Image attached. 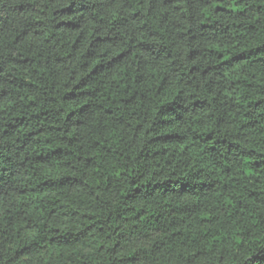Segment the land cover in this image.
I'll return each mask as SVG.
<instances>
[{
    "label": "clouds",
    "instance_id": "1",
    "mask_svg": "<svg viewBox=\"0 0 264 264\" xmlns=\"http://www.w3.org/2000/svg\"><path fill=\"white\" fill-rule=\"evenodd\" d=\"M216 3L0 0V264H264V0Z\"/></svg>",
    "mask_w": 264,
    "mask_h": 264
},
{
    "label": "trees",
    "instance_id": "2",
    "mask_svg": "<svg viewBox=\"0 0 264 264\" xmlns=\"http://www.w3.org/2000/svg\"><path fill=\"white\" fill-rule=\"evenodd\" d=\"M215 8H216V12L217 13H227L229 11H231V9H228L224 3V0H217V3L215 5ZM212 18V15L210 14L208 16V19H211ZM219 24V21H214V23L212 25H205V27H209L210 30L212 31H215L216 30V25ZM209 51H216V52H219L220 51V45L217 43V46L215 49H210ZM225 64L228 63V60H225L224 61ZM37 67H39V63H37ZM35 70V69H34ZM242 81L240 80H236V81H233V87H235L237 84H241ZM109 99H113V97H109ZM128 99L127 96H124L122 95L120 97V103L123 104L126 102V100ZM113 102L115 103V100H113ZM199 103V101L197 102ZM109 112H111V110H109ZM39 116L42 117V120H43V123L45 124L46 127L48 128H55L56 127V122L55 121H51L48 119L47 117V113L46 112H42L40 114H38ZM15 120H22V119H26L24 117H20V116H17V117H14ZM10 126L11 127H15V125H11V122H10ZM37 133H43V129H37ZM37 133H29V135H36ZM37 143H39L37 141ZM99 143V142H97ZM40 155H43V153H41ZM83 159H92L91 157H83ZM43 161L40 160V156H37L35 160H32L30 163L28 161L25 162V164L21 165V168L24 169V168H27V167H30L32 165H35L37 163H42ZM261 165H264V161H255V166L254 167H250L249 170H248V175L251 177L253 175V173H255L256 171H258L260 168H261ZM5 171H7V169H5ZM16 173L13 172L12 175H15ZM262 175H264V172L261 173ZM5 179L4 177H0V180H3ZM256 181H257V185H259L260 181H259V177H255ZM47 183V182H45ZM217 183H220V181H218ZM235 185H225V189L227 190L229 187H233ZM49 189L47 188H43L41 187V185H36L35 188H23L20 190V195H25L27 193H30L31 194V197H32V201H33V205H34V208H33V211L35 212V214L37 216H39L41 213L45 214V215H50L51 213L49 212H45V206L42 204V203H37V201H41L43 198H44V194L45 192H48ZM248 191V196H249V199H252V198H256L258 196V192L257 191H253V190H247ZM52 201L49 202V207H51L52 205ZM56 203H59V201H56ZM235 203V202H234ZM257 203H259V199H257ZM240 206H243L244 208H248L249 205L244 203L243 201H241L237 207H240ZM229 207H231V205H229ZM52 211H55V208H52ZM147 211H149L148 209H137V214H141L140 215V218L143 219V215L142 213H146ZM19 215V213L17 214ZM155 215V214H153ZM217 220H220V217L217 216V217H213L211 220L207 219V217L205 218H202L201 219V224H205V223H212L213 221H217ZM9 222L11 223L12 222V218L9 217ZM212 230L211 229H208L206 230V235H208V233H210ZM220 235L219 232H217V236L216 237H213L211 235H208V242H209V245L213 244V242L215 241V239Z\"/></svg>",
    "mask_w": 264,
    "mask_h": 264
}]
</instances>
